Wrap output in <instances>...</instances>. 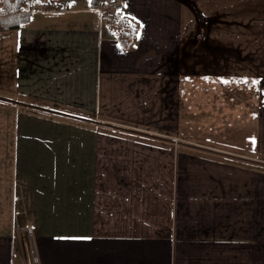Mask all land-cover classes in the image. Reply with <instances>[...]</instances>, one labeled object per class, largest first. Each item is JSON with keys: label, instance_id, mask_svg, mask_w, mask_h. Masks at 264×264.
Masks as SVG:
<instances>
[{"label": "crops", "instance_id": "obj_1", "mask_svg": "<svg viewBox=\"0 0 264 264\" xmlns=\"http://www.w3.org/2000/svg\"><path fill=\"white\" fill-rule=\"evenodd\" d=\"M123 3L0 32V264H264V0Z\"/></svg>", "mask_w": 264, "mask_h": 264}, {"label": "trees", "instance_id": "obj_2", "mask_svg": "<svg viewBox=\"0 0 264 264\" xmlns=\"http://www.w3.org/2000/svg\"><path fill=\"white\" fill-rule=\"evenodd\" d=\"M26 0H5L3 9H0V32H11L17 30L25 23L27 15L20 14V9ZM108 21L119 30L123 40L133 36L136 26L133 22L125 18L121 13L108 14Z\"/></svg>", "mask_w": 264, "mask_h": 264}, {"label": "built area", "instance_id": "obj_3", "mask_svg": "<svg viewBox=\"0 0 264 264\" xmlns=\"http://www.w3.org/2000/svg\"><path fill=\"white\" fill-rule=\"evenodd\" d=\"M101 10L106 13L120 12L124 8L123 0H100Z\"/></svg>", "mask_w": 264, "mask_h": 264}, {"label": "rangeland", "instance_id": "obj_4", "mask_svg": "<svg viewBox=\"0 0 264 264\" xmlns=\"http://www.w3.org/2000/svg\"><path fill=\"white\" fill-rule=\"evenodd\" d=\"M0 38H2L1 35H0ZM2 75H3V73H2ZM3 87H4V85H3L2 79H1L0 80V95L11 94V92L9 93V91L6 88L4 89Z\"/></svg>", "mask_w": 264, "mask_h": 264}]
</instances>
